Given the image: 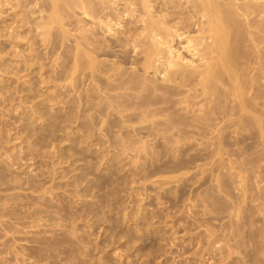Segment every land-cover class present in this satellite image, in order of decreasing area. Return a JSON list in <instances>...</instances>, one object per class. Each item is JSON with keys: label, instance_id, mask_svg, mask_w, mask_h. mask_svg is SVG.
<instances>
[{"label": "rangeland", "instance_id": "1", "mask_svg": "<svg viewBox=\"0 0 264 264\" xmlns=\"http://www.w3.org/2000/svg\"><path fill=\"white\" fill-rule=\"evenodd\" d=\"M14 10L5 6L0 29ZM46 14L36 5L31 18ZM25 32L16 47L0 35L11 66L0 70V264H264V138H186L166 151L146 141L154 153L109 142L98 127L86 139L82 121L60 122L72 112L63 101L35 110L70 77L41 83L60 50L36 63L39 37ZM25 57L32 66L17 79ZM23 79L25 99L12 93ZM215 122L208 129L233 134Z\"/></svg>", "mask_w": 264, "mask_h": 264}, {"label": "bare ground", "instance_id": "2", "mask_svg": "<svg viewBox=\"0 0 264 264\" xmlns=\"http://www.w3.org/2000/svg\"><path fill=\"white\" fill-rule=\"evenodd\" d=\"M36 5L47 14L33 22ZM5 6L15 10L13 21L0 29L4 41L16 47L14 40L26 30L36 32L32 43L39 49L30 54L36 63L60 50L40 82L56 86L70 77L35 110L63 101L72 112L60 122L82 121L86 139L98 127L109 142H142L135 153H154L146 141L164 143L166 151L186 138H264V118L256 115L264 116L257 102L259 86L264 88V0H0V22ZM18 23L24 27L19 35L13 32ZM4 41L0 70L9 71ZM22 60L23 66L13 67L17 79L32 66ZM26 82L12 93L31 96ZM217 119L233 134L208 129Z\"/></svg>", "mask_w": 264, "mask_h": 264}]
</instances>
